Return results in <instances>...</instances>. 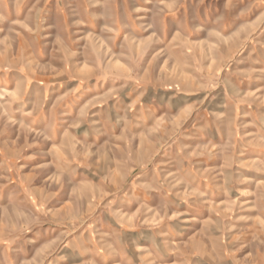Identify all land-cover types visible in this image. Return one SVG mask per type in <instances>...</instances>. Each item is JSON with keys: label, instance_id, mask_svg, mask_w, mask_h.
<instances>
[{"label": "rangeland", "instance_id": "rangeland-1", "mask_svg": "<svg viewBox=\"0 0 264 264\" xmlns=\"http://www.w3.org/2000/svg\"><path fill=\"white\" fill-rule=\"evenodd\" d=\"M0 264H264V0H0Z\"/></svg>", "mask_w": 264, "mask_h": 264}]
</instances>
